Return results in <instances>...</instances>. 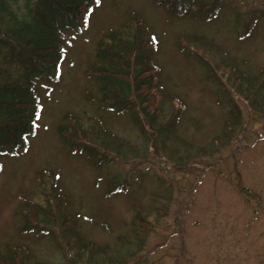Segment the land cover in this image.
<instances>
[{
    "label": "rangeland",
    "instance_id": "374dc122",
    "mask_svg": "<svg viewBox=\"0 0 264 264\" xmlns=\"http://www.w3.org/2000/svg\"><path fill=\"white\" fill-rule=\"evenodd\" d=\"M135 18L164 92L155 128L172 134L150 129L135 97L130 111L100 109V83L87 76L102 66V32L130 33ZM65 36L58 78L35 86L34 135L0 152V257L12 247L25 264H264V113L228 80L248 76L264 107V0H98ZM67 116L88 128L99 118L136 155L96 143L72 152L58 133ZM23 200L58 217L23 232Z\"/></svg>",
    "mask_w": 264,
    "mask_h": 264
},
{
    "label": "trees",
    "instance_id": "16d2710c",
    "mask_svg": "<svg viewBox=\"0 0 264 264\" xmlns=\"http://www.w3.org/2000/svg\"><path fill=\"white\" fill-rule=\"evenodd\" d=\"M156 1L157 4L171 6L176 0ZM97 2L0 0V51L5 53L3 61H0V152L15 154L34 135L39 112L35 86L39 81L49 82L58 78L59 65L64 57L62 40L66 38L65 32L80 33L85 27L87 14ZM102 36L109 39L108 44L101 42L96 51L102 66L87 75L100 83L97 98L100 109L128 111L132 108L129 98L135 97L137 104L144 106L140 108L141 114L146 118L149 116L150 129L155 130L159 136L171 133V128L167 126L158 125L155 128L160 105H155L153 99L155 95L162 98L160 93L164 92L158 87L156 67L145 54V50L149 52L154 45L151 35L145 32L142 23L135 18L132 32L108 31L102 32ZM230 66L227 68L231 70ZM235 76L228 78L235 86L234 90L239 92L242 89L239 93H246L244 99L251 102L250 106L256 108L259 114L264 113L263 105L252 96L254 82L248 76L244 79L240 73ZM256 89L262 92L263 86L258 84ZM170 97L176 99L175 96ZM231 114L234 118L239 117L236 105H233ZM178 118L179 115L175 113L172 124H176ZM65 121L67 125L59 126L58 133L72 152L88 150L95 153L96 149L89 145L96 143L101 146L102 152L110 150L116 157L124 150L131 156L136 155L127 144L123 148L124 145L115 134L104 129L102 124L99 126V118L90 119L87 123L89 128L71 116H67ZM185 159L180 157L179 165ZM23 205V232L41 234L58 217L51 209H44L29 200H23ZM57 209L61 213L64 208L59 206ZM10 248L7 258L0 257V264H25L18 252ZM76 248L78 257L84 249L79 246Z\"/></svg>",
    "mask_w": 264,
    "mask_h": 264
}]
</instances>
